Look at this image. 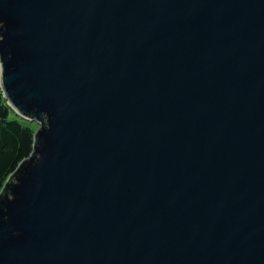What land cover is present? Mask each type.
<instances>
[{
	"label": "water",
	"instance_id": "95a60500",
	"mask_svg": "<svg viewBox=\"0 0 264 264\" xmlns=\"http://www.w3.org/2000/svg\"><path fill=\"white\" fill-rule=\"evenodd\" d=\"M0 86V264H264V0H0Z\"/></svg>",
	"mask_w": 264,
	"mask_h": 264
},
{
	"label": "trees",
	"instance_id": "16d2710c",
	"mask_svg": "<svg viewBox=\"0 0 264 264\" xmlns=\"http://www.w3.org/2000/svg\"><path fill=\"white\" fill-rule=\"evenodd\" d=\"M23 119L8 104L0 86V192L20 162L33 152L36 129L24 125Z\"/></svg>",
	"mask_w": 264,
	"mask_h": 264
},
{
	"label": "rangeland",
	"instance_id": "374dc122",
	"mask_svg": "<svg viewBox=\"0 0 264 264\" xmlns=\"http://www.w3.org/2000/svg\"><path fill=\"white\" fill-rule=\"evenodd\" d=\"M25 119H23V121H22L24 125L31 126V127L35 128L36 130L38 129L39 123L37 121H33V120H29V119L25 120Z\"/></svg>",
	"mask_w": 264,
	"mask_h": 264
}]
</instances>
